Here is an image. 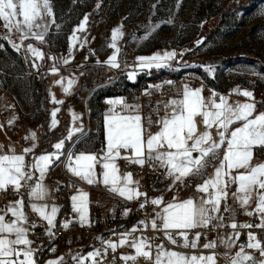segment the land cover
Segmentation results:
<instances>
[{
  "label": "crops",
  "instance_id": "crops-1",
  "mask_svg": "<svg viewBox=\"0 0 264 264\" xmlns=\"http://www.w3.org/2000/svg\"><path fill=\"white\" fill-rule=\"evenodd\" d=\"M52 9V16L45 17L42 21V23L47 25L43 42L36 40L31 34L26 39H21L20 33H17L15 30L8 31L5 29L3 22L0 29V35L6 41L5 49L0 53V81L6 89L11 91V94L0 92V155H11L13 151L17 155L23 154L25 156V164L26 160L29 161L26 171H31L32 173V179L27 181L26 199L19 197L8 202L0 201V214H4L11 203L22 199L24 202L23 212L27 217V221L29 222L33 219L37 223V227L33 233L28 231V238L32 241L30 247L35 249L34 259L37 264H47L50 260L60 261V264H80V260H82L84 253L89 248L101 251L108 248L106 243L108 241L119 245L121 235L124 233L109 238L103 243L97 238H91L86 235L49 239L47 234L48 224L38 213L32 210V204L38 206L45 205L46 211L49 212L55 206L59 211V207L55 202L54 187L57 185L70 190L76 185L75 188L69 191V207L73 218L79 220V213L73 211L72 197L78 195L80 192H86L88 193L86 224H94L97 221L115 222L118 227L125 228L130 224L134 225L136 221H141L143 224L151 227V222L154 219L159 221L157 214L162 213L163 208L167 204L179 203L187 199L199 202L202 197L206 196L205 193L197 191V185L212 177L219 160L222 159L223 149L226 147V144L221 145V149L218 150L217 158L214 159L215 165L209 166L207 164L202 175L187 178L195 181V189L189 195H184L182 192V186L187 179L184 182L174 183L173 177L167 174L166 168L161 167L159 162L152 161L153 167L158 173L157 188L154 189L153 199H160L161 203L155 205L152 213L145 216L140 214V201L143 195L134 196L133 199L129 200L109 191V186H105L102 183L103 177L101 174L104 169L102 168L103 161L99 160V157L94 169L95 183L88 184L86 181L73 175L68 170V162L61 161L64 158L66 147L69 144L74 145L75 152L72 156L73 159L80 153H92L97 156L100 154L102 156L106 149L104 117L108 113L109 108L112 107L107 101L123 99L125 102L119 88L116 87L118 90L113 95H106L102 92L103 90H100L103 89L100 87H105L107 84L134 83L138 72L150 71L156 69V67L141 69L138 60H135V58L127 59L120 54L119 42L126 36V31L119 26H112L108 29H104L102 26L96 28V25L88 18L85 30L83 32L77 31L75 34L76 39H70L73 36V30L77 29L84 17L87 16L82 0L69 2L65 15L62 16L55 11L53 6ZM115 28H120L123 35L118 36L115 40V47H111L110 45L113 44L112 30ZM211 29H213L212 32ZM200 30L198 33H200ZM207 30V36L209 37L215 29L207 27ZM33 31H41V29H33ZM13 44L19 45V49L13 47ZM28 44H32L34 48L39 49L43 54V59H37L33 56L27 50ZM126 51L129 52V58H131L133 54L132 44L129 47L127 43ZM113 53L116 54L117 63L119 64L118 68H111L105 63ZM64 58H67V64L63 62ZM249 60V63L239 61L237 64L223 65L222 70L218 72L217 81L212 83L197 81L195 87L188 88L192 90L201 89V96L205 100H208L209 98L212 99V97L203 91L204 86H208L218 92L220 96H224L233 105L255 102V114L262 113L264 112V94L261 95L249 89L238 88L233 81L234 78L242 79L251 76L264 88V63L257 58H249ZM169 61L166 62L165 66L169 65ZM33 65H36V67ZM53 67L57 69L55 73L52 71ZM129 73H136L135 78L129 79ZM88 78L99 80L92 83L91 80L88 81ZM70 80L74 81V83L69 92L65 93L63 89L68 86V81ZM56 81H60V83L58 84ZM96 82L99 83L96 84ZM185 87L180 84L172 85L164 101L140 105L139 114L142 119L146 121L149 114L152 113L157 114L158 118L164 116L166 111L165 104L172 99H181ZM237 90L239 92L244 90L250 91L253 93V97L251 99L244 97ZM98 91H101L99 92L101 96L98 97L97 94V99L94 93ZM53 98L56 101H63V103H54ZM56 109H59V111L56 112L55 119L57 123L53 127V117L51 114ZM118 114L124 115L127 113ZM74 116L78 117V119H75ZM239 125L240 122H237L235 126ZM232 127L234 126H230V128ZM75 129H82V131H75ZM70 130H72V134L68 138ZM158 130L159 125L154 132L151 131V128L148 129L152 133ZM198 130L200 132L205 130L202 123L198 125ZM209 131L212 133L214 139L219 140L215 128L209 129ZM30 133H35V139L30 137ZM61 140H64V147L59 150V158H52V164L41 178L40 172L32 168L31 165L41 155L56 153L57 150L54 148V145ZM27 148H31L32 151L25 153L24 149ZM197 155L198 153H193V156ZM127 162L129 161L121 156L115 160L121 186L124 183L123 177L126 174H130L126 170ZM262 162H264V148H257L254 150L251 165L255 166ZM239 171L243 170H233L232 175H237ZM47 174L52 175L51 181L46 180ZM130 176L133 181V183L128 185L130 188H133L132 185L135 182L142 180V177H133L131 174ZM36 183H42L46 189L45 196L42 199L30 197L28 194L31 187H34ZM226 190L229 193L226 204L230 209L234 210V219L232 218V211L223 212L222 209L221 214L224 216V227L214 226L212 232L207 231L208 227L192 229L188 232L189 242H191V240L195 239L196 233L202 230L197 245L200 243L205 244L209 241L217 242L216 248L206 250H216L219 248L226 253L225 259H221L217 254L211 252L204 254V256L215 254L216 264H229V258L240 250V246L238 245L240 239L230 249L220 243L221 237L227 239L234 232L228 225L233 222L237 224H249V219L252 216L247 215L246 210L252 211L256 207L255 199H253L246 209L239 205L232 195L236 190L235 184H231ZM253 216L258 218L256 223L258 224L260 222L259 216ZM6 219H12L10 213L7 214ZM213 222H215V225L218 223V221ZM24 226L26 227V224ZM249 229L238 228L235 230L241 233L240 238H244V245L248 242ZM117 248L127 250L121 254V257L135 254L134 249L128 244L118 246ZM188 248L193 249L192 247ZM245 250L257 260L264 259L260 257L258 250L247 248ZM183 254L188 257L191 256L186 253ZM119 264H122V259H120Z\"/></svg>",
  "mask_w": 264,
  "mask_h": 264
},
{
  "label": "snow or ice",
  "instance_id": "snow-or-ice-1",
  "mask_svg": "<svg viewBox=\"0 0 264 264\" xmlns=\"http://www.w3.org/2000/svg\"><path fill=\"white\" fill-rule=\"evenodd\" d=\"M52 14L50 0H0V21L8 31L15 30L20 33L21 39H26L31 34L36 40L43 42L47 25L42 21L45 17H51ZM87 21L88 16H85L78 28L73 30V36L70 39H76L77 31L85 30ZM33 29H41V31H33ZM122 35L120 28L113 29V44L110 46L115 47V40ZM13 47L19 49V45L13 44ZM27 50L37 59H43V54L32 44L27 45ZM174 56V52H166L163 55L156 53L153 56L137 57V60L141 69L161 68ZM63 62L67 64V58H64ZM105 63L111 68L119 67L115 53ZM33 66L36 67V65ZM52 71L55 73L57 69L53 67ZM135 75L136 73H129L128 78L134 79ZM56 83L59 84L60 81H56ZM73 83L74 81H68V86L63 89L65 93L69 92ZM237 91L239 92V90ZM239 94L250 99L253 97V93L247 90L239 92ZM53 102L63 103V101H56L54 98ZM107 103L112 107L104 117L106 149L99 157V160L103 161L102 168L104 169L101 174L102 183L109 186V191L126 199L131 200L134 196H142L144 193L128 187L133 183L130 174L123 177V186L120 185L115 160L120 156L121 149L131 150L132 155L124 157L130 163L143 166L146 162H159V165L166 168L167 174L173 177V182L176 183L202 175L208 160L216 159L221 145L226 144L222 159L219 160L212 177L197 185V191L205 193L206 196L202 197L199 202L187 199L179 203L167 204L162 213L157 214L160 223L158 224L156 219L151 222L152 229L163 231L165 238L171 244H177L175 237L179 236L183 240L181 247L196 248L201 233L197 232L195 239L189 242V230L207 228L213 221H218L216 227H224L222 209L223 212L232 211L234 219V210L226 204L229 195L226 189L231 184L236 185V190L232 195L242 208L246 209L255 199L256 207L252 211L246 210V214L249 216L258 215L260 222L255 225L231 223L228 226L234 230L233 234L227 239L221 237L220 243L230 249L240 239L241 233L235 231L238 228L264 229V162L255 166L251 165L254 150L264 148V112L255 114V102L233 105L224 96L219 97V102L211 98L205 100L201 96V89L192 90L186 86L182 98L169 100L164 106L165 115L155 121L150 117L146 121L143 120L139 114V106L128 105L123 99L109 100ZM117 105H120L127 114H118L115 110ZM58 111L59 109H56L51 114L53 127L57 123L55 117ZM74 118L78 119L75 116ZM237 122H240L239 126H235ZM154 123L159 125V130L152 133L148 129ZM201 123L205 128L203 132L198 130V125ZM230 126L234 127L230 128ZM213 128L216 129L219 140L214 139L209 131ZM75 131H82V129H75ZM71 134L72 130H70L68 138L71 137ZM30 137L35 139V133H30ZM63 147L64 140H61L54 145L56 153L41 155L31 165L32 168L40 172L41 178L52 164V158H59V150ZM31 151V148L24 149L25 153ZM194 152L198 155L193 156ZM97 162L96 154L80 153L74 159L70 154L67 166L73 175L88 184H93L96 182L94 169ZM26 167L23 154L17 155L13 151L11 155H0V190L7 191L11 186L19 192L21 187L27 186V181L32 179V173L26 171ZM233 170L243 171H239L237 175L233 176ZM45 193L44 185L36 183L28 194L30 197L42 199ZM87 197L88 193L86 192H80L72 197L73 211L79 213V222L82 226L87 223ZM151 203L159 205L161 200L153 199ZM23 206L22 199L16 200L7 207L4 214H0V264H37L34 259L35 249L30 247L32 241L28 238V228L24 226L28 221L23 212ZM143 206L142 204L141 207ZM32 210L47 222V234L51 236L58 209L53 206L49 212L46 211L45 205L32 204ZM8 213L12 217L10 220L6 219ZM70 223V221L65 222L62 226L68 228ZM30 226L36 227L35 224ZM128 235L131 233L121 235L119 245L111 241L106 242L107 247L113 251L118 246L125 244L133 248L134 255L121 257L126 262L132 261L135 264L138 257H143L151 261V264H216L215 254L188 257L177 251L165 250L163 245L157 246L158 251L153 257L150 251L152 245L147 240L134 239L129 242ZM203 247L214 249L217 247V242L209 241ZM246 248L258 250L260 257L264 258V243L253 232H249L247 244L241 245L240 250L229 258V264H264V259L257 260L245 250ZM98 255H100V251L96 250L89 252L84 259H92L95 264V257ZM21 257L23 258L21 259ZM47 264H60V261L50 260ZM80 264H83V260H80Z\"/></svg>",
  "mask_w": 264,
  "mask_h": 264
},
{
  "label": "rangeland",
  "instance_id": "rangeland-1",
  "mask_svg": "<svg viewBox=\"0 0 264 264\" xmlns=\"http://www.w3.org/2000/svg\"><path fill=\"white\" fill-rule=\"evenodd\" d=\"M71 1L50 0V3L62 16ZM82 1L96 28L125 29L126 36L119 42L120 54L125 58L137 60L141 56L174 52L168 62L172 67L169 77L185 74L212 83L218 80L223 65L249 63V58L264 63V0ZM207 27L215 29L209 37ZM127 43L129 47L132 44L131 58L126 56ZM89 80L93 83L99 79ZM120 85L107 84L100 90L113 95ZM101 91L94 93L97 99Z\"/></svg>",
  "mask_w": 264,
  "mask_h": 264
},
{
  "label": "built area",
  "instance_id": "built-area-1",
  "mask_svg": "<svg viewBox=\"0 0 264 264\" xmlns=\"http://www.w3.org/2000/svg\"><path fill=\"white\" fill-rule=\"evenodd\" d=\"M2 27V21H0V29ZM0 53L5 49L6 41L4 37L0 35ZM130 54L129 52L126 53L128 57ZM171 66L167 65L161 68H156L150 71H141L138 72L137 79L134 83H127L124 85H120L119 91L122 97L125 99V103L128 105H142L145 103H156L164 101L166 96L170 91V87L172 85H183L187 87H195L197 85V80L192 79L185 74H181L177 77H169L168 72L171 70ZM171 81V83H168ZM233 81L235 82L238 88L242 89H249L253 92L259 93L261 95L264 94L263 86L256 80H254L251 76H247L242 79L234 78ZM203 91L210 95L212 99L219 101L220 94L214 91L212 88L208 86H204ZM0 92H6L11 94L9 89H6L4 84L0 81ZM147 93V94H146ZM215 94V95H214ZM117 113H125L120 105H117L115 108ZM151 118L153 121L158 119V115L155 113L149 114L148 118ZM151 131H156L158 125L155 123L150 127ZM75 147L73 144H69L65 149L64 158L61 161L68 162L69 155H74ZM132 155L130 150H120L121 157H130ZM216 162L214 159L208 160V165L213 166ZM26 165L28 167L29 161L26 160ZM126 170L130 172L133 177H142L141 181L135 182L132 187L139 191L140 193H144L140 201V214L142 215H149L152 213V210L155 205L151 203L153 200V192L154 189L157 188V178L158 173L157 170L153 167L152 161L146 162L143 166L137 165L135 163H126ZM46 180L51 181L52 175L47 174ZM73 186L71 189L75 188ZM70 189V190H71ZM195 189V181L193 179H187L182 186V192L184 195H189L193 193ZM69 189H65L62 186H55L54 187V197L55 202L59 207V211L57 214V218L55 221V227L52 228V235H48L49 239H61V238H68L74 236H90L91 238H97L102 243L105 240L116 237L120 233H131V235L127 236L129 242L133 241L134 239H144L147 240L148 243L152 245L150 251L153 255L158 251L157 246L163 245L165 250H172L177 252L186 253L189 255H204L205 253L211 252L217 254L221 259L226 258V253L223 252L221 249L216 250H206L203 247V243L197 245L196 248L189 249L181 247L180 245L183 244L182 238L176 236L177 244H171L164 235L163 231L154 230L152 227H149L143 224L141 221H136L134 225L130 224L128 227H118L115 222H102L97 221L94 224H84L83 226L79 222L78 219H75L71 215L70 207H69ZM27 187H21L19 192L15 191L11 186H9L7 191L0 190V201L8 202L12 201L16 198H23L26 199ZM144 205L141 207V205ZM71 222L68 228H64L62 225L65 222ZM258 221L256 216H252L249 219V224L255 225ZM159 224L160 221H157ZM31 224H35L37 227V223L34 220H30L26 227L30 233L34 232L36 227H31ZM215 222L208 227L207 231L212 232V228H214ZM135 229V231H133ZM250 232H253L257 238L264 243V229H259L252 227L249 229ZM200 230L199 232H201ZM96 251L94 248H89L83 255L82 260L83 264H94L92 259H84L87 257L89 252ZM125 249H118L116 248L115 251L105 248L100 251V255L95 257V264H119L121 259V254L126 252ZM23 257H21L22 259ZM122 264H133L132 261H124L122 260ZM135 264H151V261L144 259L143 257H138Z\"/></svg>",
  "mask_w": 264,
  "mask_h": 264
},
{
  "label": "water",
  "instance_id": "water-1",
  "mask_svg": "<svg viewBox=\"0 0 264 264\" xmlns=\"http://www.w3.org/2000/svg\"><path fill=\"white\" fill-rule=\"evenodd\" d=\"M98 157H100V154H98ZM238 245L239 246L244 245V238L243 237L240 238Z\"/></svg>",
  "mask_w": 264,
  "mask_h": 264
},
{
  "label": "bare ground",
  "instance_id": "bare-ground-1",
  "mask_svg": "<svg viewBox=\"0 0 264 264\" xmlns=\"http://www.w3.org/2000/svg\"><path fill=\"white\" fill-rule=\"evenodd\" d=\"M123 82V81H122ZM119 85V84H118ZM123 85V84H122ZM117 92V91H116Z\"/></svg>",
  "mask_w": 264,
  "mask_h": 264
}]
</instances>
